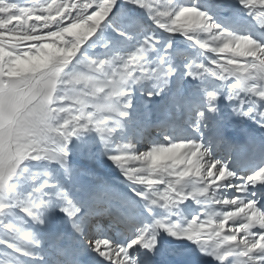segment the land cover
I'll return each instance as SVG.
<instances>
[{"label":"snow or ice","instance_id":"obj_1","mask_svg":"<svg viewBox=\"0 0 264 264\" xmlns=\"http://www.w3.org/2000/svg\"><path fill=\"white\" fill-rule=\"evenodd\" d=\"M0 264H264V0H0Z\"/></svg>","mask_w":264,"mask_h":264},{"label":"bare ground","instance_id":"obj_2","mask_svg":"<svg viewBox=\"0 0 264 264\" xmlns=\"http://www.w3.org/2000/svg\"><path fill=\"white\" fill-rule=\"evenodd\" d=\"M198 255H199L198 253L197 254H194L193 258L197 257Z\"/></svg>","mask_w":264,"mask_h":264}]
</instances>
